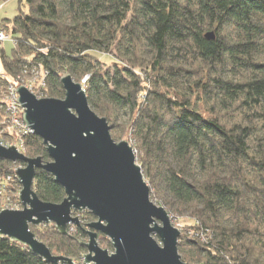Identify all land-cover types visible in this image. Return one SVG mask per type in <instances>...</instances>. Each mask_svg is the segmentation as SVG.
Returning <instances> with one entry per match:
<instances>
[{
  "label": "trees",
  "instance_id": "obj_1",
  "mask_svg": "<svg viewBox=\"0 0 264 264\" xmlns=\"http://www.w3.org/2000/svg\"><path fill=\"white\" fill-rule=\"evenodd\" d=\"M1 31L14 42L11 53L0 45L1 108L24 73L42 70L52 98L65 97L70 73L114 137L134 134L152 200L192 221L179 241L184 261L264 264V0H19ZM24 142L28 156L49 159L41 137ZM16 164L0 159V185ZM34 189L44 201L66 197L42 169ZM93 220L84 211L71 235L31 229L54 254L80 261ZM0 264L53 263L0 236Z\"/></svg>",
  "mask_w": 264,
  "mask_h": 264
},
{
  "label": "water",
  "instance_id": "obj_2",
  "mask_svg": "<svg viewBox=\"0 0 264 264\" xmlns=\"http://www.w3.org/2000/svg\"><path fill=\"white\" fill-rule=\"evenodd\" d=\"M206 37L214 39L215 33ZM61 81L64 98H38L27 87H18L23 120L42 138L49 159L0 144V159L24 165L16 169L23 209L0 211V236L53 264H76L70 256L54 254L31 226L53 224L69 235L70 225L81 226L75 213L89 211L95 220L83 226L89 236L83 242L87 250L83 264H190L179 251L182 231L173 225L167 209L152 200L133 146L128 140H114L107 118L90 106L83 82L70 73L63 74ZM39 169L64 187L62 202L39 197L34 189ZM101 237L109 239L112 250L100 245Z\"/></svg>",
  "mask_w": 264,
  "mask_h": 264
},
{
  "label": "rangeland",
  "instance_id": "obj_3",
  "mask_svg": "<svg viewBox=\"0 0 264 264\" xmlns=\"http://www.w3.org/2000/svg\"><path fill=\"white\" fill-rule=\"evenodd\" d=\"M18 8H19V0H8V1L5 2V4L2 5V7L0 8V33H4L5 35H7V32L6 31H1L2 20L4 18L12 19L17 14ZM22 8H23L24 11H27L28 10V7L25 4V2L23 3ZM4 41L1 42L2 45L1 44L0 45L8 53H11V50H12V48L14 46V42L12 40H7L5 42ZM103 59L105 61H109V58L106 57V56H103ZM21 85L25 86V83L24 82H20V85L19 86H21ZM19 86H17V88ZM8 90H9V88H8ZM5 95L3 94V97H2L3 100L5 99L4 98ZM3 106L4 107L1 108V104H0V108L2 109L5 117L11 118L13 116V114L7 109V105L4 104ZM22 109H23L22 111L24 113V108H22ZM4 123H6L7 125L5 124L2 128H0V138H5V136H4L3 133H5L7 130H9L7 128H10V125H11V122H9V120H7ZM111 134H112V137L114 138V140H116L117 142L122 141V140H128L131 145L134 143V140H133L134 134L131 132V130H129L126 135H123L122 138L114 137V135H113L114 133H113L112 129H111ZM10 140H12V139H10ZM25 149H26V146H25ZM24 154H26V151L24 152ZM136 155H137V153H136ZM18 167L19 168L20 167H24V165L21 164V163H17L15 165V170ZM1 180H2V184L0 186H2V193H1V195H2L1 205L3 206L2 209H14V210H21V209H23V205L19 201V193H20V191L22 189V186L19 183V180L16 177V175L14 176V175H11V174H7L5 176H2V179ZM3 188H6V190H3ZM82 214H79L78 212H76L75 213V216L76 215H79V217L81 219V215ZM170 216H171L173 225L175 227L179 228L181 231L183 230V227L185 225H189L192 222L187 216H181V217L180 216H177V215H170ZM84 227L87 228V225L84 226ZM75 231H76L75 225H70L69 228H68L69 234L71 235ZM155 238L159 242H161L160 237L158 235H155ZM88 239H89V236L87 235L86 238L83 239V241L84 242H87ZM86 252H87V250L83 253V255ZM58 255H60V254H58ZM61 255H64V254H61ZM83 255H82L80 261L79 260H76L73 257L72 258L75 260L76 264H83V261H84Z\"/></svg>",
  "mask_w": 264,
  "mask_h": 264
},
{
  "label": "built area",
  "instance_id": "obj_4",
  "mask_svg": "<svg viewBox=\"0 0 264 264\" xmlns=\"http://www.w3.org/2000/svg\"><path fill=\"white\" fill-rule=\"evenodd\" d=\"M9 36L4 33L0 34V44L4 40L8 39ZM20 82H24L25 86L38 98H47L46 88L48 87L45 74L39 68H34L28 75V72L24 73L18 78L17 85H10L9 90L5 95L4 104L7 105V109L13 114L11 118H8L11 122L10 128L4 134L5 138H0V144L4 147L9 148L12 145L17 146L18 151L24 153L25 142L24 136L29 133H34L23 120V109L19 103V94L17 86ZM12 139V140H10Z\"/></svg>",
  "mask_w": 264,
  "mask_h": 264
}]
</instances>
